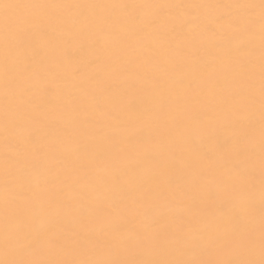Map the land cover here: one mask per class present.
Returning <instances> with one entry per match:
<instances>
[{"label": "snow or ice", "instance_id": "snow-or-ice-1", "mask_svg": "<svg viewBox=\"0 0 264 264\" xmlns=\"http://www.w3.org/2000/svg\"><path fill=\"white\" fill-rule=\"evenodd\" d=\"M0 264H264V0H0Z\"/></svg>", "mask_w": 264, "mask_h": 264}]
</instances>
